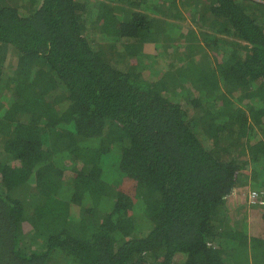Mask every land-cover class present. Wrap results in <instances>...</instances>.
I'll return each mask as SVG.
<instances>
[{"label":"trees","instance_id":"trees-1","mask_svg":"<svg viewBox=\"0 0 264 264\" xmlns=\"http://www.w3.org/2000/svg\"><path fill=\"white\" fill-rule=\"evenodd\" d=\"M0 136V264H264V4L0 0Z\"/></svg>","mask_w":264,"mask_h":264},{"label":"rangeland","instance_id":"rangeland-1","mask_svg":"<svg viewBox=\"0 0 264 264\" xmlns=\"http://www.w3.org/2000/svg\"><path fill=\"white\" fill-rule=\"evenodd\" d=\"M115 3H118V2L116 1ZM179 10L186 17L185 21L179 20V19H176V18H171L170 16H162V18L164 20H167L169 22L174 23L175 25H179L181 27V32L182 33L187 32L188 31L187 28H190V27H194L195 28V26H192V25L191 26H187V23L189 24L188 21H190V17L186 13V11L182 8V6L179 7ZM166 27L167 26L165 25V28L164 29H166ZM164 29H162V30H164ZM196 30H197V33L199 35V38H201V35H200V32H199L200 31L199 28L196 27ZM158 33H160V32L158 31ZM161 34H164L165 35V38H166V36L168 37V34L167 33L161 32L160 35ZM201 42L204 44L203 40ZM168 62H170V61H168ZM164 64H166V62L163 63L162 66H164ZM1 144H2V140H1V136H0V147H1ZM249 193H251V190H248V191L243 190L242 191V194L241 195H238L237 202L236 203H235V201L228 203L227 209H228V212H229V216H228L229 218H228V220L230 221V225L239 224V226L244 229V224L246 223V221L244 223V220H245L244 217L245 216H244L243 211L241 209H239V207L241 205L245 204L246 202L250 201L249 200V197H247ZM254 193H256V192H254ZM249 213H250V215H249V218H247V221H248V224H250V232L251 233L254 232V234L257 235V234L260 233V228H261L260 227V221H261L260 220V218H261L260 211H259V209H256V211L253 212L250 209V212ZM56 264H61V262H59V263L57 262Z\"/></svg>","mask_w":264,"mask_h":264},{"label":"built area","instance_id":"built-area-1","mask_svg":"<svg viewBox=\"0 0 264 264\" xmlns=\"http://www.w3.org/2000/svg\"><path fill=\"white\" fill-rule=\"evenodd\" d=\"M251 1L264 4V0H251ZM262 196H263V193L251 192L249 195V200L252 204L258 203L262 205L264 204V202L262 201Z\"/></svg>","mask_w":264,"mask_h":264},{"label":"crops","instance_id":"crops-1","mask_svg":"<svg viewBox=\"0 0 264 264\" xmlns=\"http://www.w3.org/2000/svg\"><path fill=\"white\" fill-rule=\"evenodd\" d=\"M241 194H242V191H240V192H236L235 194H233L232 197L228 200V203H229V202H233V201H235V203H236V202H237V197H238V196L235 197V198H234L233 196L241 195Z\"/></svg>","mask_w":264,"mask_h":264}]
</instances>
